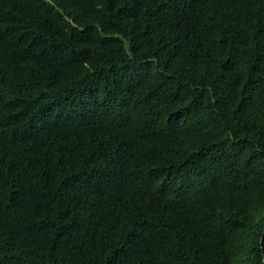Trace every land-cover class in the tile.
Wrapping results in <instances>:
<instances>
[{"label":"trees","instance_id":"1","mask_svg":"<svg viewBox=\"0 0 264 264\" xmlns=\"http://www.w3.org/2000/svg\"><path fill=\"white\" fill-rule=\"evenodd\" d=\"M0 264H264V0H0Z\"/></svg>","mask_w":264,"mask_h":264}]
</instances>
